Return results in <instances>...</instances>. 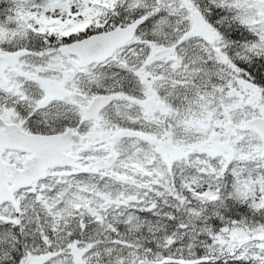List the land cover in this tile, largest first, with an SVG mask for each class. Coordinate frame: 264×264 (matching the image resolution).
I'll use <instances>...</instances> for the list:
<instances>
[{
	"label": "snow or ice",
	"instance_id": "1",
	"mask_svg": "<svg viewBox=\"0 0 264 264\" xmlns=\"http://www.w3.org/2000/svg\"><path fill=\"white\" fill-rule=\"evenodd\" d=\"M0 264H264V0H0Z\"/></svg>",
	"mask_w": 264,
	"mask_h": 264
}]
</instances>
